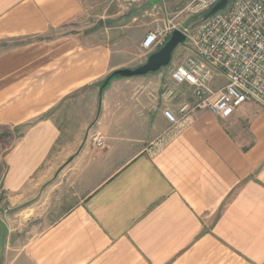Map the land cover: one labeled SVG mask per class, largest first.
<instances>
[{
	"label": "crops",
	"instance_id": "obj_1",
	"mask_svg": "<svg viewBox=\"0 0 264 264\" xmlns=\"http://www.w3.org/2000/svg\"><path fill=\"white\" fill-rule=\"evenodd\" d=\"M99 2L0 0V264H264V107L172 125L169 66L100 89L147 5Z\"/></svg>",
	"mask_w": 264,
	"mask_h": 264
},
{
	"label": "built area",
	"instance_id": "obj_2",
	"mask_svg": "<svg viewBox=\"0 0 264 264\" xmlns=\"http://www.w3.org/2000/svg\"><path fill=\"white\" fill-rule=\"evenodd\" d=\"M109 0L120 11L147 5L143 15H154L158 1ZM218 0H191L187 8L202 15ZM154 22L140 41L143 51L159 48L169 37L173 25ZM186 45L194 54L170 66L174 84L187 83L192 98L181 102L177 112L164 109L172 125H178L196 110H210L225 117L243 102L254 101L264 107V0H228L226 6L211 14L191 29H180ZM223 82L219 83L216 75ZM216 79V82H215ZM98 146L101 137L94 139Z\"/></svg>",
	"mask_w": 264,
	"mask_h": 264
},
{
	"label": "rangeland",
	"instance_id": "obj_3",
	"mask_svg": "<svg viewBox=\"0 0 264 264\" xmlns=\"http://www.w3.org/2000/svg\"><path fill=\"white\" fill-rule=\"evenodd\" d=\"M99 1H100L99 3H102L103 1V3H105V7L108 4L109 6H111L110 4H113L110 3L109 0H99ZM163 1L164 2L159 3L158 9L155 10L154 15H147V14L143 15V12L142 14H140V12H135V18L129 20L122 18L121 23L117 22V24L125 25L122 29L126 30L125 33L127 38L126 41L124 39L123 44L127 43L128 45L134 48L138 46L140 41L144 37L145 33L152 27L154 22H159L160 24L165 25L169 23L170 20L171 21L170 23L171 25L174 26V28H178V29L185 28L188 30H191L199 22L201 15L194 13L191 10H189V8H187V5L190 3L191 0H163ZM107 10L108 11L112 10L115 13V15L112 18L106 20L107 26L116 25V21H114L115 18L123 15L122 14L123 12L115 7L112 9L110 7ZM108 32L114 33V30L111 29L108 30ZM1 45L2 43H0V46ZM138 47H139L140 56L138 58L137 64H141L147 59V56L149 55L150 52L148 53L146 51H143L140 48V45ZM189 54H194V53L186 45L179 44L173 51L170 63L163 67L174 66L179 62H181V60H183V58ZM215 78H217L219 83L223 82V79L220 77V75L217 74ZM7 144L8 143L3 144L2 140L0 141V177L3 169V157L4 154L6 153V149L8 148ZM0 210L2 211V206H0ZM1 221H2V212H0V222ZM4 234H5V229L3 225L0 224V251L2 250L3 247ZM20 236L24 237L23 234Z\"/></svg>",
	"mask_w": 264,
	"mask_h": 264
},
{
	"label": "water",
	"instance_id": "obj_4",
	"mask_svg": "<svg viewBox=\"0 0 264 264\" xmlns=\"http://www.w3.org/2000/svg\"><path fill=\"white\" fill-rule=\"evenodd\" d=\"M155 1L156 0H153L152 2ZM227 2L228 0H218L208 11L201 15V19H206L211 14L223 9L226 6ZM184 40V33L178 28H173L169 37L163 43V45L150 52L147 56V59L143 63L135 67L117 68L111 72L110 76L128 77L157 71L158 69L170 63L174 49L179 44H182ZM110 76L106 77V79L102 83V86L107 84Z\"/></svg>",
	"mask_w": 264,
	"mask_h": 264
},
{
	"label": "trees",
	"instance_id": "obj_5",
	"mask_svg": "<svg viewBox=\"0 0 264 264\" xmlns=\"http://www.w3.org/2000/svg\"><path fill=\"white\" fill-rule=\"evenodd\" d=\"M110 75H111V73H109L106 77H108V76H110ZM106 77H105L104 79L101 80V82H100V89H103V88L107 85V84H106V85L102 86V83H103V81L106 79ZM115 77H117V76H110L108 82H109L111 79L115 78ZM108 82H107V83H108Z\"/></svg>",
	"mask_w": 264,
	"mask_h": 264
}]
</instances>
